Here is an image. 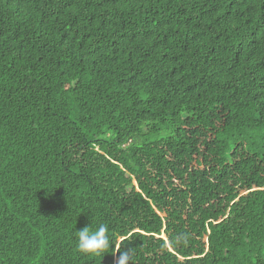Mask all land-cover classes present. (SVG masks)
<instances>
[{
  "label": "trees",
  "instance_id": "obj_1",
  "mask_svg": "<svg viewBox=\"0 0 264 264\" xmlns=\"http://www.w3.org/2000/svg\"><path fill=\"white\" fill-rule=\"evenodd\" d=\"M126 248L264 264V0H0V264Z\"/></svg>",
  "mask_w": 264,
  "mask_h": 264
},
{
  "label": "clouds",
  "instance_id": "obj_2",
  "mask_svg": "<svg viewBox=\"0 0 264 264\" xmlns=\"http://www.w3.org/2000/svg\"><path fill=\"white\" fill-rule=\"evenodd\" d=\"M94 221L95 217L92 218L89 225L76 231V248L83 254L100 256L109 253L110 249L113 248V234L110 232L108 224L103 222L94 228ZM116 253H119V255L116 257L114 264H133L131 248H126L123 251L115 249L113 255L115 256Z\"/></svg>",
  "mask_w": 264,
  "mask_h": 264
}]
</instances>
